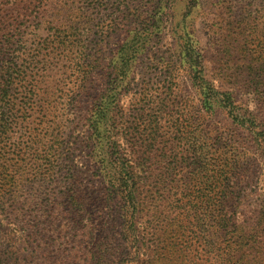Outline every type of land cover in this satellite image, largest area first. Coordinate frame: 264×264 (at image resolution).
<instances>
[{"label": "rangeland", "instance_id": "1", "mask_svg": "<svg viewBox=\"0 0 264 264\" xmlns=\"http://www.w3.org/2000/svg\"><path fill=\"white\" fill-rule=\"evenodd\" d=\"M3 262L264 264V0H0Z\"/></svg>", "mask_w": 264, "mask_h": 264}, {"label": "trees", "instance_id": "2", "mask_svg": "<svg viewBox=\"0 0 264 264\" xmlns=\"http://www.w3.org/2000/svg\"><path fill=\"white\" fill-rule=\"evenodd\" d=\"M121 167L120 169L114 171L110 176H114L116 173L117 177L116 180L118 181V184L122 189H128V193L131 195L133 189L135 188L136 183L134 182L133 176L131 175V172L129 171V164L127 158H121ZM210 177L212 181V186H219L220 184H223L226 177H224L221 173V168L218 167V164H215L214 162L210 164ZM129 171V172H128ZM107 175V174H106ZM72 196H68L69 202L68 206L71 210L80 211L82 209L79 202H75L74 198H71ZM4 263V262H3ZM8 264V263H4Z\"/></svg>", "mask_w": 264, "mask_h": 264}]
</instances>
